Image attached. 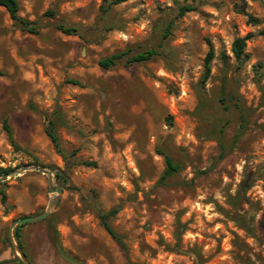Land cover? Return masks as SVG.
<instances>
[{
	"label": "rangeland",
	"instance_id": "374dc122",
	"mask_svg": "<svg viewBox=\"0 0 264 264\" xmlns=\"http://www.w3.org/2000/svg\"><path fill=\"white\" fill-rule=\"evenodd\" d=\"M18 2L40 32L0 6V264H24L9 228L47 209L20 228L29 264H264V0ZM165 154L181 168L160 181Z\"/></svg>",
	"mask_w": 264,
	"mask_h": 264
},
{
	"label": "trees",
	"instance_id": "16d2710c",
	"mask_svg": "<svg viewBox=\"0 0 264 264\" xmlns=\"http://www.w3.org/2000/svg\"><path fill=\"white\" fill-rule=\"evenodd\" d=\"M125 1H128V0H104L105 4L102 6V10L107 11L112 5L123 3ZM0 6L5 8L10 19L21 30L26 31L28 33H32V34H38L40 32L39 26L35 21L24 18L23 16L19 14L20 4L18 0H0ZM176 6H177L176 8H177L178 15H183L185 12H188L194 9V6L190 4L176 3ZM246 14H247V18L249 22L251 23L258 22V19L256 17L252 16L249 13H246ZM57 28L60 29L64 33H73L77 31V29L72 26H64L62 24L58 25ZM260 34L264 35V29L260 31ZM246 39H247V36L236 37L232 40V43H231V53H232V56L235 60L237 67L241 66L248 57L245 51ZM155 54H156L155 49H147V50H142V51L132 53L129 57H127V59L129 62L131 61L140 62L143 60L150 59ZM124 55H126L125 52H115L109 56H105L101 58L99 60V65L103 69H108L114 66L118 62V60L121 59ZM214 57H215L214 48L211 42L208 41V50L204 57V72L202 76V81H206L209 78L210 73H211V62L214 59ZM221 58L224 62H226V56L224 54L221 55ZM1 74H2V71H0V75ZM48 124L49 125L46 128V133L49 136L50 140L53 142L57 152L62 154V151L58 144V138L55 134L54 122L49 121ZM4 128L6 129L10 140H12V132L6 121L4 122ZM164 159H165V167L163 169V172L160 175V181H164L167 177L178 172L181 168L180 165L177 162H175V160L170 155L165 154ZM82 163L85 165H93V166L96 165V163L93 161H83ZM8 171L9 169L0 167V174L6 173ZM1 200L2 202H5L6 200L5 193L1 194ZM115 212L116 210H112L110 213L99 212L98 216H99V219L103 227L106 229V231L116 238V235L113 232L108 222L110 214H114ZM23 224L25 223H21L17 225L14 233H15V239L19 247L24 251V245L22 243L21 234H20V228L22 227ZM57 248L61 251V253L63 252L59 246H57Z\"/></svg>",
	"mask_w": 264,
	"mask_h": 264
},
{
	"label": "water",
	"instance_id": "95a60500",
	"mask_svg": "<svg viewBox=\"0 0 264 264\" xmlns=\"http://www.w3.org/2000/svg\"><path fill=\"white\" fill-rule=\"evenodd\" d=\"M34 169L36 170H39L43 173H48V172H51V170H48V169H45L43 167H38V166H32ZM22 169H25V168H22ZM7 175V174H6ZM5 175V176H6ZM57 191L59 190V188L56 189ZM51 191H53V189H51ZM54 205V202H51L49 207H53ZM49 213V210H45L37 215H34V216H23V217H20L16 220L13 221V223L11 224L10 228H9V239L11 241V244L13 245V247L15 248V250L17 251V253L19 254L21 260L23 261L24 264H29L28 260L26 259V256L24 254V252L21 250V248L19 247V245L16 243L15 239H14V236H13V233H12V230L15 226L21 224V223H25V222H32V221H37V220H40V219H43L45 218Z\"/></svg>",
	"mask_w": 264,
	"mask_h": 264
}]
</instances>
